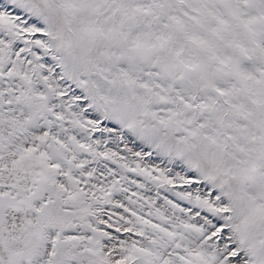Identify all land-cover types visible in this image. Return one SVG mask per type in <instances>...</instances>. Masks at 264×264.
Listing matches in <instances>:
<instances>
[{"label": "snow or ice", "instance_id": "1", "mask_svg": "<svg viewBox=\"0 0 264 264\" xmlns=\"http://www.w3.org/2000/svg\"><path fill=\"white\" fill-rule=\"evenodd\" d=\"M0 264H264V0H0Z\"/></svg>", "mask_w": 264, "mask_h": 264}]
</instances>
